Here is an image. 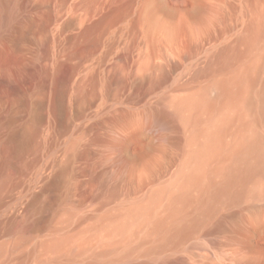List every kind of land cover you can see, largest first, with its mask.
Instances as JSON below:
<instances>
[{"label":"rangeland","instance_id":"rangeland-1","mask_svg":"<svg viewBox=\"0 0 264 264\" xmlns=\"http://www.w3.org/2000/svg\"><path fill=\"white\" fill-rule=\"evenodd\" d=\"M147 1L28 0L32 23L15 53L29 70L16 79L22 91L0 87V146L17 132L25 147L22 169L0 195V244L22 219H41L45 226L0 263L87 264L100 244L94 238L99 216L165 183L178 168L183 130L156 113L167 99L206 83L208 75L193 79L194 71L239 32L248 0H200L201 10L193 0H154L151 17ZM84 15L104 20L81 37ZM57 54L64 77L48 79L38 91V67ZM146 60L149 69L142 67ZM263 79L264 66L257 91ZM22 99L44 101L39 115ZM132 134L121 148L118 141ZM5 164L1 155L0 172ZM255 213L260 222L252 220ZM261 222L263 196L221 200L186 238L147 252L163 243L160 233L127 258L98 264H264ZM67 232L80 235L66 252L43 249V240ZM84 235L90 247L80 251Z\"/></svg>","mask_w":264,"mask_h":264},{"label":"bare ground","instance_id":"bare-ground-1","mask_svg":"<svg viewBox=\"0 0 264 264\" xmlns=\"http://www.w3.org/2000/svg\"><path fill=\"white\" fill-rule=\"evenodd\" d=\"M247 4L248 17L239 32L226 44L217 45L206 63L194 71L193 79L207 74L206 83L167 99L166 109L156 113L160 118L176 120L183 130L178 168L165 183L117 211L99 216L96 227L99 234L94 238L100 244L87 264L106 263L111 257L121 261L160 233H164L163 243L150 246L147 252L184 239L199 229L221 200L238 202L247 197H264V79L259 90L256 89L264 66V4L261 0H248ZM193 5L195 10L204 7L200 0H193ZM29 6L28 0H0V87L10 93L22 91L16 79L29 70L15 53L32 23L27 12ZM156 7L154 0H148L146 16L154 15ZM103 20V16L91 20L84 15L79 19L81 26L77 35H89ZM62 67L58 54L38 67V91L48 79L63 78ZM142 67L149 69L150 62L144 61ZM21 102L33 105L37 116L44 101L22 99ZM129 115H121L119 119L123 121ZM2 125L0 122V128ZM21 134H11L0 146V156L6 162V168L0 172V195L9 189L13 175L23 167L25 147ZM133 136L120 139L119 146L125 149ZM252 220L261 221L256 213ZM26 221L16 223L9 240L0 244V258L9 257L18 247L22 249L34 232L45 226L41 219ZM221 226L219 222L218 227ZM259 229L264 232V222ZM78 235L74 232L53 234L41 245L45 251L61 254ZM82 239L78 245L80 251L90 247V236L84 235Z\"/></svg>","mask_w":264,"mask_h":264}]
</instances>
